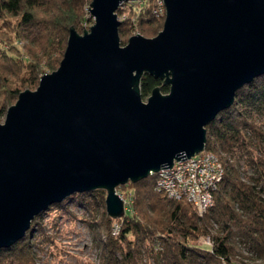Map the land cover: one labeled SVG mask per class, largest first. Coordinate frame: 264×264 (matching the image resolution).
<instances>
[{
  "label": "water",
  "instance_id": "1",
  "mask_svg": "<svg viewBox=\"0 0 264 264\" xmlns=\"http://www.w3.org/2000/svg\"><path fill=\"white\" fill-rule=\"evenodd\" d=\"M124 1L90 0L92 23L81 32L70 24L57 67L6 107L0 247L75 192L104 189L105 212L121 217L116 186L203 150L205 124L264 73V0H163L161 29L122 44ZM143 72L168 90L157 84L143 100Z\"/></svg>",
  "mask_w": 264,
  "mask_h": 264
},
{
  "label": "trees",
  "instance_id": "2",
  "mask_svg": "<svg viewBox=\"0 0 264 264\" xmlns=\"http://www.w3.org/2000/svg\"><path fill=\"white\" fill-rule=\"evenodd\" d=\"M89 1L0 0V116L19 91L35 87L41 73L57 67L69 25L81 32L91 19ZM129 1L131 11L120 19L119 34H128L134 24L145 35L155 33L158 27L151 28L159 21L155 1ZM120 42L125 43L123 36ZM157 84L159 78L143 72L141 97ZM160 90L166 92L168 86L161 84ZM263 114L264 73L237 88L232 103L205 124L204 148L218 157L223 173L212 204L201 214L185 199L157 191L156 172L116 186L129 204L121 217L105 212L102 188L75 192L49 206H62L74 195L88 204L92 197L102 230L97 241L101 264H139L144 248L153 264H264V126L259 121ZM40 213L21 238L0 247V264H35L31 234ZM113 221L118 224L115 235ZM205 235L209 244L196 243Z\"/></svg>",
  "mask_w": 264,
  "mask_h": 264
},
{
  "label": "rangeland",
  "instance_id": "3",
  "mask_svg": "<svg viewBox=\"0 0 264 264\" xmlns=\"http://www.w3.org/2000/svg\"><path fill=\"white\" fill-rule=\"evenodd\" d=\"M124 2L120 15L125 16L130 14L131 7H128L127 4H131L132 1ZM88 16L91 19L85 23L88 24L86 28L93 21L89 13ZM163 19L164 13L159 15V21L151 28L161 29ZM160 23L161 25H159ZM136 32L139 31L137 25L134 24V28L128 34L120 35L119 32L118 34L119 38L121 39L123 36L126 42L127 37ZM153 33L154 31L148 32L146 35L141 34L153 36L155 34ZM3 118L4 114L0 116V122L3 121ZM259 121L264 126V114L259 117ZM116 192L125 198L122 191L116 190ZM86 201L88 204L80 196L74 195L66 199L62 206L52 205L41 211L31 234V251L35 264H101L97 245L98 236L102 232L97 224L98 207L92 197ZM128 206L127 201H124L125 210L129 208ZM113 224L114 221L112 226ZM143 243L147 245L148 240H144ZM142 250L144 251L141 253L139 264H153L151 255L146 252L145 248Z\"/></svg>",
  "mask_w": 264,
  "mask_h": 264
},
{
  "label": "built area",
  "instance_id": "4",
  "mask_svg": "<svg viewBox=\"0 0 264 264\" xmlns=\"http://www.w3.org/2000/svg\"><path fill=\"white\" fill-rule=\"evenodd\" d=\"M154 1V13L163 14L165 11L163 0ZM122 3L119 6H122ZM123 17L124 15L118 16L119 19ZM185 157L174 160L170 167H161L156 172L154 187L167 197L185 199L193 205L198 214H201L213 202V190L221 178L223 165L213 152L205 148ZM123 200L126 201L125 198ZM117 231L118 224L115 222L111 233L115 235ZM197 243L209 244V237L199 236Z\"/></svg>",
  "mask_w": 264,
  "mask_h": 264
}]
</instances>
